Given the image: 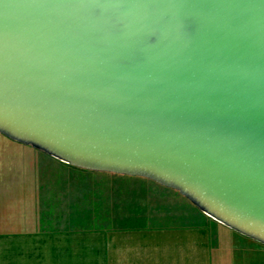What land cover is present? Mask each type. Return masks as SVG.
I'll use <instances>...</instances> for the list:
<instances>
[{
  "label": "water",
  "instance_id": "95a60500",
  "mask_svg": "<svg viewBox=\"0 0 264 264\" xmlns=\"http://www.w3.org/2000/svg\"><path fill=\"white\" fill-rule=\"evenodd\" d=\"M0 132L264 243V0H0Z\"/></svg>",
  "mask_w": 264,
  "mask_h": 264
},
{
  "label": "crops",
  "instance_id": "0c3cea01",
  "mask_svg": "<svg viewBox=\"0 0 264 264\" xmlns=\"http://www.w3.org/2000/svg\"><path fill=\"white\" fill-rule=\"evenodd\" d=\"M0 264H264V243L151 178L0 132Z\"/></svg>",
  "mask_w": 264,
  "mask_h": 264
},
{
  "label": "rangeland",
  "instance_id": "374dc122",
  "mask_svg": "<svg viewBox=\"0 0 264 264\" xmlns=\"http://www.w3.org/2000/svg\"><path fill=\"white\" fill-rule=\"evenodd\" d=\"M161 209H162V208H161ZM139 221H144V218H143V219H142V218H141V219H139Z\"/></svg>",
  "mask_w": 264,
  "mask_h": 264
}]
</instances>
